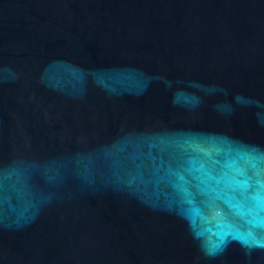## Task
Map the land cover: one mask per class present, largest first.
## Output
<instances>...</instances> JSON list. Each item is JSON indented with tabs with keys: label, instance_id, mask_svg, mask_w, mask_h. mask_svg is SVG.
<instances>
[{
	"label": "water",
	"instance_id": "95a60500",
	"mask_svg": "<svg viewBox=\"0 0 264 264\" xmlns=\"http://www.w3.org/2000/svg\"><path fill=\"white\" fill-rule=\"evenodd\" d=\"M0 264H264V0H0Z\"/></svg>",
	"mask_w": 264,
	"mask_h": 264
}]
</instances>
